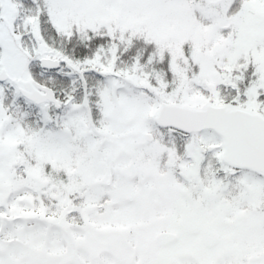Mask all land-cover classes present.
I'll return each mask as SVG.
<instances>
[{
    "label": "snow or ice",
    "instance_id": "snow-or-ice-1",
    "mask_svg": "<svg viewBox=\"0 0 264 264\" xmlns=\"http://www.w3.org/2000/svg\"><path fill=\"white\" fill-rule=\"evenodd\" d=\"M0 264H264V0H0Z\"/></svg>",
    "mask_w": 264,
    "mask_h": 264
}]
</instances>
